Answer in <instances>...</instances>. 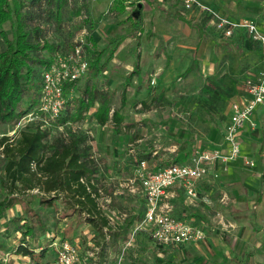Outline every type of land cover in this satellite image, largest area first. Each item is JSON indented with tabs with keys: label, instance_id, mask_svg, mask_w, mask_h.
<instances>
[{
	"label": "rangeland",
	"instance_id": "374dc122",
	"mask_svg": "<svg viewBox=\"0 0 264 264\" xmlns=\"http://www.w3.org/2000/svg\"><path fill=\"white\" fill-rule=\"evenodd\" d=\"M25 2L24 13L41 24L45 38L58 48L56 56L70 53L80 39L86 41L83 57L89 64L93 60L94 42L100 49H106L102 62L109 50L114 49L113 58L107 63V69L97 76L96 84L110 97L111 115L117 110L124 121L121 132H116L113 122L100 125L95 117L97 101L82 119L70 120L68 108L70 113L74 112L75 105L83 97L84 77L66 93L68 98L62 118L46 123L41 113L28 115L15 126L0 124V137L8 135L15 139L17 131L30 122L42 123L50 138L84 135L98 165L94 178L98 182L104 212L112 218L110 229L117 231L121 239L114 242L111 234L105 240L84 217L75 214L77 211L71 214L73 218H66L64 215L69 207L63 199L57 200L53 207L43 210L48 224L58 221L56 230L37 228L28 236L20 231L17 236L9 237L12 245L0 249L2 264H32L30 256L17 253L24 237L25 244L37 254L45 251L44 261L58 264L60 238L64 233L71 241L81 236L82 247L77 240L73 242L95 264L264 263V212L249 206L264 200V162L261 161L264 123L252 120L250 126L258 130L256 138L262 128L263 139H258L257 144H244V147L240 141L241 152L236 159L223 161L216 156L205 160L203 156L204 151L215 150L224 156L232 154L227 140L231 105L243 101L246 80H264L261 44L255 42L243 26L235 27L233 33L227 35L217 21L222 17L231 22L249 20L258 25L261 11L258 19H254L252 16L256 14L246 11L247 8L241 11L239 8L246 6L242 4L246 0H196L189 9L183 0H153V3L146 0L140 14L142 28L133 36V20L129 18L133 10L118 14L112 9L111 0H100L93 5H82L77 0L69 2L64 7L61 27L46 14L48 7L44 5L40 9L31 4L32 0ZM262 6L264 8V4ZM4 29L11 36L10 22ZM5 48L0 35V52ZM46 52L43 50V54ZM136 62L140 73L135 74L128 85L127 76ZM63 118L67 121L63 122ZM179 142L192 150L190 158L182 164L205 166L206 174L194 181L196 196L190 194L185 185L177 184L170 188L169 197L162 206H169L168 211L172 212L171 193H174L173 188H178L179 196L174 207L172 205L177 215L171 214L204 235L197 241L162 244L152 238L147 225L139 226L140 222H135L126 230L124 224L128 217L143 219L141 210L145 200L140 193V174L174 164ZM242 147L246 151L243 155ZM238 159L242 160L241 164L236 169L231 168ZM247 160L254 164H248ZM144 163L148 170L143 167ZM4 169L1 156L0 175L5 174ZM233 169L240 179L243 175L249 179L246 183L242 177L239 188L248 192L254 182L261 184L258 192L254 187L258 198L248 197L243 189L241 200L224 192L221 195L219 184H233ZM213 180L218 193L212 197L216 198L202 201L199 189ZM90 253L93 255H87Z\"/></svg>",
	"mask_w": 264,
	"mask_h": 264
},
{
	"label": "trees",
	"instance_id": "16d2710c",
	"mask_svg": "<svg viewBox=\"0 0 264 264\" xmlns=\"http://www.w3.org/2000/svg\"><path fill=\"white\" fill-rule=\"evenodd\" d=\"M31 4L40 9L44 5L48 7L46 14L61 27L64 7L69 4V0H32ZM111 4L118 14L126 12L123 0H114ZM26 7L25 0H0V35L6 44V48L0 52V124L15 126L22 118L36 111L42 89V70L56 58L57 46L45 38L41 24L35 23L33 16L24 13ZM129 18L133 20L132 35L135 36L142 28L141 15L135 18L130 14ZM7 22L12 26L11 36L4 29ZM198 29L201 30L200 27ZM43 50H46L47 54H43ZM105 51V48L100 49L94 42L93 60L86 73L77 80L66 82L67 93L82 78H86L82 86L83 97L78 100L74 112L70 113L68 108V113L70 120H80L97 101V122L102 126L113 122L116 132H121L124 116L117 110L111 115L110 97L106 92L100 91L96 84L97 76L107 69V63L115 52L114 49L109 50L105 61L102 62ZM137 73H140L138 62L128 74L126 84H131L132 77ZM62 121L66 122L67 118ZM41 126L42 123L30 122L17 131L15 139L8 135L0 137V159L3 156L5 168V174L0 175V222L9 209L20 205L22 214L12 217L7 221V225L23 231L25 236L34 234L37 228L55 231L58 221L55 220L52 225L48 224V216H45L43 210L53 207L57 200L63 199L69 207L64 216L73 218L71 214L77 211L75 214L84 217L95 232L104 235L105 240L107 227L108 234L113 235V241L118 242L121 239L117 237L118 232L111 231L110 220L104 208H101L97 198L93 197L98 184L94 178L98 165L86 137L81 134L73 135L69 139L63 136L50 138L47 130ZM179 144L175 163L187 161L192 153L184 142ZM34 188L41 192L33 193ZM36 198L37 202H34ZM143 206L145 207L144 204ZM144 211L145 208H142L141 214ZM140 219L134 216L126 218L124 228L128 230L135 222H140ZM62 239L69 240L66 233L62 235ZM17 253L30 256L32 264H49L43 260L45 251L41 250L37 254L35 249L25 244V237L20 242Z\"/></svg>",
	"mask_w": 264,
	"mask_h": 264
},
{
	"label": "built area",
	"instance_id": "2783aa9c",
	"mask_svg": "<svg viewBox=\"0 0 264 264\" xmlns=\"http://www.w3.org/2000/svg\"><path fill=\"white\" fill-rule=\"evenodd\" d=\"M75 0H69L72 2ZM84 5H93L100 0H77ZM114 0H111V3ZM196 0H183L187 9L192 8ZM127 12H131L139 2L146 0H123ZM217 24L223 28L227 35H231L235 27L243 26L247 34L264 48V32L261 31L253 21L231 22L228 19L219 17ZM86 41L80 39L75 42L71 52L66 55H58L49 65L42 70V89L40 103L36 111L28 114L37 116L41 113L45 116L44 121H57L65 110L68 96L66 95V82L77 80L84 75L89 67V62L84 59ZM246 95L243 101L231 105V115L228 124L227 140L232 148V154L224 156L218 150L204 151L205 160L216 156L223 161L236 159L240 150L241 132L247 122H252V115L258 106H264V80L249 78L245 81ZM27 115V116H28ZM48 117V118H46ZM42 129L46 130V128ZM227 157V158H226ZM248 164H254L247 160ZM145 170L148 167L144 163ZM206 174V167L202 165H188L174 163L165 167H159L140 174L141 188L145 200V211L140 225H147V229L153 239L162 244H181L183 242L197 241L203 237L204 233L197 230L185 220L172 215L168 210L169 206H162L165 199L169 197L170 188L185 185L188 192L196 196L195 180ZM33 193H40L38 188L32 190ZM97 198L100 207L104 208L99 189L93 193ZM127 217V214H124ZM110 225L112 218L109 217ZM108 228L105 227L106 238L109 239ZM93 255V253L87 254ZM58 264H95L88 256H84L71 240L60 238V249L58 251Z\"/></svg>",
	"mask_w": 264,
	"mask_h": 264
},
{
	"label": "crops",
	"instance_id": "0c3cea01",
	"mask_svg": "<svg viewBox=\"0 0 264 264\" xmlns=\"http://www.w3.org/2000/svg\"><path fill=\"white\" fill-rule=\"evenodd\" d=\"M153 1V0H152ZM227 1V0H226ZM153 3V2H152ZM242 4H246V6H241L239 9L241 10V11H243V10H246V8H247V10L246 11H249V10H251L252 12H254L256 15L255 16H252V17H254V19L256 18V19H258V12L259 11H261L260 13H262V17L260 18V19H258L259 20V24H258V27H259V29L261 30V31H263L264 32V12H262L263 11V4H264V0H246V2H243ZM231 19V18H230ZM242 98V97H241ZM238 102H241V101H238ZM230 117V116H229ZM252 120L254 121V120H257V122L260 124H262V122L264 123V107L263 106H258L256 109H255V111H254V113H253V115H252ZM258 123H257V125H258ZM260 126V125H259ZM261 127V126H260ZM263 129L261 128L260 129V134H259V138L258 139H263V131H262ZM258 130H255V129H252V127L250 126V122H247L246 124H245V127H244V129L242 130V132H241V137H240V139H241V141H242V146L244 147L245 145H249V144H251V143H253V144H257L258 142H260V140H258L257 138H256V136H258ZM262 141H264V139L262 140ZM256 142V143H255ZM245 144V145H244ZM243 147H242V155L246 152L244 149H243ZM242 160H240V159H238L237 161H235L234 163H233V165L231 166V168L232 167H234V169H236L237 168V165L238 164H241L240 162H241ZM261 161L262 162H264V149L262 150V152H261ZM234 169H233V176H234V178H233V180L232 181H234L233 182V184L231 185V186H229L228 184H219V187H220V189H221V195H222V193L224 192V193H227L229 196H231V197H234V196H236V197H238L239 198V200H241L242 199V196H241V192H242V189L244 190V193H246L247 192V190H245L244 188H239V186H240V183H239V181L240 180H242V177H244L245 178V181H246V183H249V179L248 178H246V176H242L241 177V179L239 178V176H237V173H235V171H234ZM262 170L264 171V167H262ZM238 177V178H237ZM254 179V178H253ZM260 178H259V176H258V180H259ZM253 184V183H252ZM252 184H250V185H252ZM253 186V188L252 189H249L248 190V192H247V196L248 197H255V198H258V196H257V192L259 191V187H261V184H258V183H256V182H254V184L252 185ZM217 187V184L216 183H214V180H213V182H209V183H207V184H205V186H203V189L202 190H200L199 189V194H200V196H201V200L202 201H207L208 199H215L216 197H212L213 195H214V193H218V192H216V188ZM254 187H255V189H256V191H255V189H254ZM226 188H228L227 190H226ZM173 191H174V193H171V202L173 203L172 205H173V207H174V205L176 204V201H177V197L179 196L178 195V192L180 191L178 188H173ZM139 196V195H138ZM221 197V196H220ZM260 197V196H259ZM260 200V199H259ZM202 201H201V203H202ZM217 201V200H216ZM143 203H144V201H143ZM252 203V202H251ZM172 205H171V207H170V211H172L171 213H173V214H175V215H177L176 213H174L173 212V208H172ZM249 206L252 208H255L257 211L259 210V211H263L264 212V200H262V201H260L259 203H258V205H254V206H252L251 204H249ZM143 208H144V206H143ZM144 213V212H143ZM20 214H22V208H21V206L20 205H16V207H14V208H11V209H9L8 211H7V214H6V216L1 220V222H0V239H1V241H0V249H6L7 247L9 248V246H11L12 245V243H11V240L9 241V237H13V236H17L18 235V233H20V231L21 230H16L15 228H14V226H12V225H7V221H9L12 217H14V216H16V215H20ZM66 218H67V216H66ZM92 226V225H91ZM93 227V226H92ZM91 227V228H92ZM226 239L229 241V239H230V236H228V237H226ZM73 240H77V242L79 243V246L80 247H82L81 245V241L80 240H82L81 239V236H75V237H73L72 238V241ZM190 244H192V243H190ZM242 262H244V261H242ZM0 264H2V261H1V259H0Z\"/></svg>",
	"mask_w": 264,
	"mask_h": 264
},
{
	"label": "water",
	"instance_id": "95a60500",
	"mask_svg": "<svg viewBox=\"0 0 264 264\" xmlns=\"http://www.w3.org/2000/svg\"><path fill=\"white\" fill-rule=\"evenodd\" d=\"M143 6H144L143 2L137 3L136 7L132 11V16L135 17V18H139L140 14H141V11L143 9Z\"/></svg>",
	"mask_w": 264,
	"mask_h": 264
}]
</instances>
